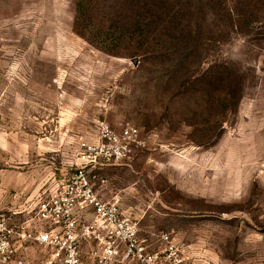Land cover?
Returning a JSON list of instances; mask_svg holds the SVG:
<instances>
[{
    "label": "rangeland",
    "instance_id": "rangeland-1",
    "mask_svg": "<svg viewBox=\"0 0 264 264\" xmlns=\"http://www.w3.org/2000/svg\"><path fill=\"white\" fill-rule=\"evenodd\" d=\"M128 1L0 0V214L33 219L91 145L120 157H100L93 188L119 199L152 248L168 234L182 264H264V0H218L207 14L204 60L189 72L212 79L222 64L243 81L222 127L216 97L208 110L207 98L161 92L164 72L134 55L151 48Z\"/></svg>",
    "mask_w": 264,
    "mask_h": 264
},
{
    "label": "built area",
    "instance_id": "built-area-1",
    "mask_svg": "<svg viewBox=\"0 0 264 264\" xmlns=\"http://www.w3.org/2000/svg\"><path fill=\"white\" fill-rule=\"evenodd\" d=\"M137 134L127 124L119 138L128 144ZM100 157L106 162L120 158L119 153H103L87 145L73 172L55 180L39 197L33 219L13 226L0 216V264H31L17 242L45 249L39 264L183 263L170 235L156 240L164 248H152L155 241L140 235L137 222L121 210L119 199L104 198L95 191L90 173Z\"/></svg>",
    "mask_w": 264,
    "mask_h": 264
},
{
    "label": "trees",
    "instance_id": "trees-1",
    "mask_svg": "<svg viewBox=\"0 0 264 264\" xmlns=\"http://www.w3.org/2000/svg\"><path fill=\"white\" fill-rule=\"evenodd\" d=\"M128 2L131 12L135 8V15L133 13L131 17L135 16L132 24L136 25L139 45L142 48H151V51L134 55L140 56L144 64L153 63L164 72L158 77L161 92L168 94L170 101L179 96L185 99L198 96L207 98V103L210 102L207 105L208 110H212L215 105L219 109V127H222L230 113L228 103L235 100L237 107L243 97V81L229 66L222 64L217 66L216 77L212 79L205 74L198 76L189 72L192 66H198L204 60L205 43L210 39L205 34L213 25L207 14L217 13L220 9L218 0H135V4L130 0ZM119 21L122 22L121 19ZM203 102L206 104V101ZM204 138L205 135L200 140L192 141L203 145Z\"/></svg>",
    "mask_w": 264,
    "mask_h": 264
},
{
    "label": "crops",
    "instance_id": "crops-1",
    "mask_svg": "<svg viewBox=\"0 0 264 264\" xmlns=\"http://www.w3.org/2000/svg\"><path fill=\"white\" fill-rule=\"evenodd\" d=\"M1 190H0V194H1ZM102 197L104 198H107L103 195H101ZM23 213V212H21ZM19 213V214H21ZM0 216H3L2 214H0ZM4 217V216H3ZM5 218V217H4ZM6 219V218H5ZM7 222L9 221L8 219H6ZM27 221V220H26ZM25 222V221H24ZM9 223V222H8ZM10 224V223H9ZM17 246H19V249L20 251H22L25 256H26V259L31 263V264H39L40 261L44 258L45 256V249H42L41 247H38V246H35L36 247V250L35 252L34 251H31V247L32 245H27V246H21L20 243H16ZM13 264V263H12Z\"/></svg>",
    "mask_w": 264,
    "mask_h": 264
}]
</instances>
